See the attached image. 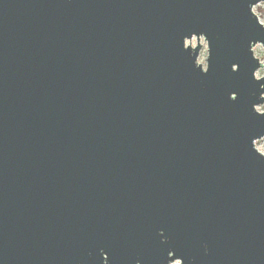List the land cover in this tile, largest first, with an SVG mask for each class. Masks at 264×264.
<instances>
[{"label":"water","instance_id":"95a60500","mask_svg":"<svg viewBox=\"0 0 264 264\" xmlns=\"http://www.w3.org/2000/svg\"><path fill=\"white\" fill-rule=\"evenodd\" d=\"M263 2L0 0V264H264Z\"/></svg>","mask_w":264,"mask_h":264},{"label":"rangeland","instance_id":"374dc122","mask_svg":"<svg viewBox=\"0 0 264 264\" xmlns=\"http://www.w3.org/2000/svg\"><path fill=\"white\" fill-rule=\"evenodd\" d=\"M253 10H254L255 14L259 17L260 21L262 19H264V2L258 4L257 6H255L253 8ZM197 42H198L197 41V38H194L191 42H188V43L191 44L192 46H196L197 45ZM200 43L202 44V50H201V53H200V56H199V63H201L206 68L207 67L208 50H207V54H205V45H206L207 41L205 40L204 37H201ZM260 45L261 44H258L257 46L254 47V53H255V56L256 57H257V55H256V48L259 47ZM261 69H264V67L261 68ZM261 69L257 72V77L258 78H260V77H262L264 75V73H261ZM258 110L261 111V112H263L264 111V105L259 106L258 107ZM258 145L260 147H263L264 146V141L259 142Z\"/></svg>","mask_w":264,"mask_h":264},{"label":"clouds","instance_id":"9594fccd","mask_svg":"<svg viewBox=\"0 0 264 264\" xmlns=\"http://www.w3.org/2000/svg\"><path fill=\"white\" fill-rule=\"evenodd\" d=\"M261 24H264V19L261 20ZM208 45L206 43L205 45V54H207ZM256 55L261 59V63H264V45H260L256 48ZM261 73H264V69H261ZM176 264H180V261L178 260Z\"/></svg>","mask_w":264,"mask_h":264},{"label":"built area","instance_id":"2783aa9c","mask_svg":"<svg viewBox=\"0 0 264 264\" xmlns=\"http://www.w3.org/2000/svg\"><path fill=\"white\" fill-rule=\"evenodd\" d=\"M262 141H264V138H262V139L256 141V142H255V146H256V148H257L261 153L264 154V146H263V147H260V146L258 145V143H259V142H262Z\"/></svg>","mask_w":264,"mask_h":264},{"label":"flooded vegetation","instance_id":"af4514ba","mask_svg":"<svg viewBox=\"0 0 264 264\" xmlns=\"http://www.w3.org/2000/svg\"><path fill=\"white\" fill-rule=\"evenodd\" d=\"M178 260H176L174 263H172V264H175L176 262H177ZM180 261V264H182V262H181V260H179Z\"/></svg>","mask_w":264,"mask_h":264},{"label":"snow or ice","instance_id":"6c2138e0","mask_svg":"<svg viewBox=\"0 0 264 264\" xmlns=\"http://www.w3.org/2000/svg\"><path fill=\"white\" fill-rule=\"evenodd\" d=\"M238 97L234 96L233 99H237Z\"/></svg>","mask_w":264,"mask_h":264}]
</instances>
